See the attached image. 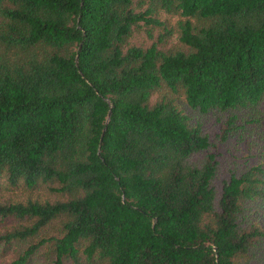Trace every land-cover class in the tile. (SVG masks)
<instances>
[{"label": "trees", "instance_id": "16d2710c", "mask_svg": "<svg viewBox=\"0 0 264 264\" xmlns=\"http://www.w3.org/2000/svg\"><path fill=\"white\" fill-rule=\"evenodd\" d=\"M0 264H264V0H0Z\"/></svg>", "mask_w": 264, "mask_h": 264}, {"label": "rangeland", "instance_id": "374dc122", "mask_svg": "<svg viewBox=\"0 0 264 264\" xmlns=\"http://www.w3.org/2000/svg\"><path fill=\"white\" fill-rule=\"evenodd\" d=\"M214 129H215V127L213 126V127H212V130H214ZM1 193H2V194H5L6 196H8V192L2 191ZM9 195H11V194H9ZM13 195H15V194H13Z\"/></svg>", "mask_w": 264, "mask_h": 264}, {"label": "water", "instance_id": "95a60500", "mask_svg": "<svg viewBox=\"0 0 264 264\" xmlns=\"http://www.w3.org/2000/svg\"><path fill=\"white\" fill-rule=\"evenodd\" d=\"M103 132H104V130H103ZM103 132H102V134H103Z\"/></svg>", "mask_w": 264, "mask_h": 264}]
</instances>
